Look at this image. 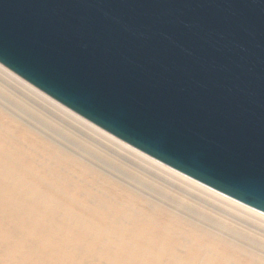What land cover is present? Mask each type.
<instances>
[{
	"label": "water",
	"instance_id": "1",
	"mask_svg": "<svg viewBox=\"0 0 264 264\" xmlns=\"http://www.w3.org/2000/svg\"><path fill=\"white\" fill-rule=\"evenodd\" d=\"M0 63L264 213V0H0Z\"/></svg>",
	"mask_w": 264,
	"mask_h": 264
},
{
	"label": "bare ground",
	"instance_id": "2",
	"mask_svg": "<svg viewBox=\"0 0 264 264\" xmlns=\"http://www.w3.org/2000/svg\"><path fill=\"white\" fill-rule=\"evenodd\" d=\"M0 264H264V213L0 63Z\"/></svg>",
	"mask_w": 264,
	"mask_h": 264
}]
</instances>
